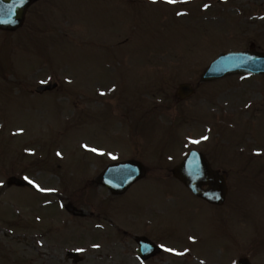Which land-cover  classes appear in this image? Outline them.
<instances>
[{
  "label": "rangeland",
  "instance_id": "374dc122",
  "mask_svg": "<svg viewBox=\"0 0 264 264\" xmlns=\"http://www.w3.org/2000/svg\"><path fill=\"white\" fill-rule=\"evenodd\" d=\"M250 46L264 53V0H41L0 33V264H143L134 236L173 250L149 264H264V77L199 82ZM191 149L227 173L221 208L172 180ZM132 158L146 176L124 195L95 184ZM29 163L48 195L6 184Z\"/></svg>",
  "mask_w": 264,
  "mask_h": 264
},
{
  "label": "water",
  "instance_id": "95a60500",
  "mask_svg": "<svg viewBox=\"0 0 264 264\" xmlns=\"http://www.w3.org/2000/svg\"><path fill=\"white\" fill-rule=\"evenodd\" d=\"M33 0H26L21 4L20 0H4L0 3V9L5 14L0 19L6 21L0 23V29L14 30L21 25L24 11ZM232 74H264V57L253 53H228L218 57L201 76V81H213ZM51 87H41L37 92L48 90ZM186 96L191 93L188 86H181L178 90ZM173 175L179 179L194 195L209 203L222 204L226 185L224 177L218 176L210 170L206 160L197 152H191L185 161L173 170ZM144 171L137 163L129 162L110 167L99 183L108 187L114 193L123 192L135 180L141 178ZM206 185V191L201 186ZM142 247H145L144 245ZM239 264H246L244 261Z\"/></svg>",
  "mask_w": 264,
  "mask_h": 264
},
{
  "label": "snow or ice",
  "instance_id": "6c2138e0",
  "mask_svg": "<svg viewBox=\"0 0 264 264\" xmlns=\"http://www.w3.org/2000/svg\"><path fill=\"white\" fill-rule=\"evenodd\" d=\"M4 2V0H0V3H3ZM26 2V0H20V3L21 4H23V3H25ZM152 2L153 3H156V0H152ZM165 2L166 3H174L175 2V0H165ZM5 14V11H4V9H0V16H2V15H4ZM6 21H4L3 19H0V23H5ZM101 95H103V93H101ZM205 139H206V137H205ZM193 143H199V141H193ZM87 150H89V151H92V152H96L97 151V149H95V148H91V149H89L88 148V146L87 145H85L84 146ZM57 155H60L59 153H57ZM257 155H259V153H257ZM113 159H115V157H112ZM25 180H27L28 181V183H33L31 180H29L27 177H25L24 178ZM34 186H36V185H34ZM36 187H39V186H36ZM161 247H163V246H161ZM165 251H173L172 249H165ZM177 255H182V253H176Z\"/></svg>",
  "mask_w": 264,
  "mask_h": 264
},
{
  "label": "flooded vegetation",
  "instance_id": "af4514ba",
  "mask_svg": "<svg viewBox=\"0 0 264 264\" xmlns=\"http://www.w3.org/2000/svg\"><path fill=\"white\" fill-rule=\"evenodd\" d=\"M156 258H158V256L151 257L148 260H146V263H150V262H152Z\"/></svg>",
  "mask_w": 264,
  "mask_h": 264
}]
</instances>
